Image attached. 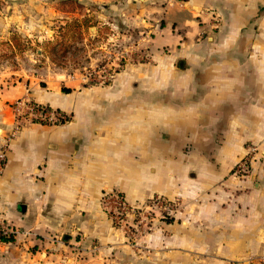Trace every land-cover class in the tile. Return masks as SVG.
I'll return each instance as SVG.
<instances>
[{"label": "crops", "instance_id": "0c3cea01", "mask_svg": "<svg viewBox=\"0 0 264 264\" xmlns=\"http://www.w3.org/2000/svg\"><path fill=\"white\" fill-rule=\"evenodd\" d=\"M162 12L146 78L93 95L75 82L67 91L59 82L11 86L72 115L21 127L5 152L0 215L23 247L56 234L117 242L102 207L116 190L130 202L179 201L173 222L155 233L163 247L150 263L264 253V0H175ZM249 143L258 150L251 174L236 178L231 168Z\"/></svg>", "mask_w": 264, "mask_h": 264}, {"label": "rangeland", "instance_id": "374dc122", "mask_svg": "<svg viewBox=\"0 0 264 264\" xmlns=\"http://www.w3.org/2000/svg\"><path fill=\"white\" fill-rule=\"evenodd\" d=\"M173 1L0 0V99H4L0 103V152H6L21 127L47 124L32 120L26 112L27 103L38 101L28 94L9 93L11 86L20 83L30 89L35 85L46 89L59 82L66 90L65 82H75L93 95L95 90L99 91L96 94L109 93L118 80H141L154 62L149 36H153L164 7ZM167 51L161 49L162 58ZM168 72L166 78L170 79ZM64 113L70 121L72 115ZM257 152V145L245 144L230 173L240 179L250 175ZM111 193L125 196L116 190L102 195L103 211L117 242L77 244L75 239L66 242L63 234H56L54 242L34 237L38 242L23 247L15 238L0 241V264H157L149 261L158 260L163 247L156 242L155 233L161 225L173 222L179 201L155 194L136 202L125 198L135 209L121 213L107 198ZM157 197L161 200L156 203ZM261 254L249 257L253 258L250 264H264L259 260ZM247 259H243L245 264Z\"/></svg>", "mask_w": 264, "mask_h": 264}, {"label": "built area", "instance_id": "2783aa9c", "mask_svg": "<svg viewBox=\"0 0 264 264\" xmlns=\"http://www.w3.org/2000/svg\"><path fill=\"white\" fill-rule=\"evenodd\" d=\"M26 112L31 116L32 120L37 122L47 123V124H60L67 122V115L61 110L55 108H48L45 104L42 103H27L25 105ZM255 149V147H252ZM248 161V160H247ZM243 164H246V159H243ZM5 165V152H0V172ZM107 195V194H106ZM107 198H110L114 202V208L122 212H127L128 210L135 209L133 205L129 204L125 198L117 193H111ZM159 197L155 198V202L160 201ZM113 217H116L113 215ZM19 233L18 228L13 225L8 219L0 215V241L1 239H15ZM253 258L247 259V263L250 264ZM259 260L264 262V253L259 256ZM226 264H245L244 260H228Z\"/></svg>", "mask_w": 264, "mask_h": 264}, {"label": "trees", "instance_id": "16d2710c", "mask_svg": "<svg viewBox=\"0 0 264 264\" xmlns=\"http://www.w3.org/2000/svg\"><path fill=\"white\" fill-rule=\"evenodd\" d=\"M75 23V22H74ZM76 25H77V22L75 23ZM64 91H67V89L66 90H64ZM1 241L2 242H9V241H11L10 239H1Z\"/></svg>", "mask_w": 264, "mask_h": 264}]
</instances>
